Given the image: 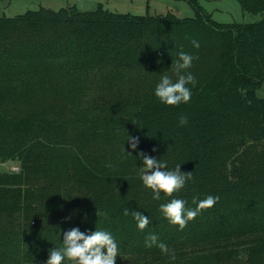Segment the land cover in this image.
I'll return each mask as SVG.
<instances>
[{"label":"trees","instance_id":"trees-1","mask_svg":"<svg viewBox=\"0 0 264 264\" xmlns=\"http://www.w3.org/2000/svg\"><path fill=\"white\" fill-rule=\"evenodd\" d=\"M187 1L194 17L102 6L0 15V161L19 163L0 171V264H46L72 228L110 232L116 264H264V0H238L263 17L233 23ZM180 52L196 57V84L169 106L155 87L175 81ZM140 153L192 179L154 200ZM209 195L218 201L183 230L160 210ZM126 208L149 225L140 231ZM150 233L171 255L145 246Z\"/></svg>","mask_w":264,"mask_h":264},{"label":"clouds","instance_id":"clouds-1","mask_svg":"<svg viewBox=\"0 0 264 264\" xmlns=\"http://www.w3.org/2000/svg\"><path fill=\"white\" fill-rule=\"evenodd\" d=\"M192 43L194 47H199L197 41H192ZM194 59L196 57L180 52L178 59L172 64L176 76L175 81L168 75L160 78L154 94L162 103L178 106L181 103L189 102L191 90L188 85L195 86L196 79L187 70L192 67ZM179 122L183 126L187 123V118L181 116ZM127 140L130 147L136 150L139 138L128 136ZM140 156L143 160L140 178L143 185L152 190L154 200H159L161 193L165 196H172L173 193L181 190L188 180L192 179V173H182L179 164L174 170H167L166 161L149 157L143 153H140ZM218 199L219 197L209 195L199 202L194 200L193 202L197 204L195 209H186L185 201L182 199H172L170 202L162 204L160 210L171 224L178 225L180 230H183L189 221L194 220L202 210L213 207ZM124 215H131L140 231H143L150 223L148 217L141 214L140 211H130L126 208ZM62 244V248L50 250L46 264H64L65 260L69 264H116V258L119 256V248L114 237L110 232L104 230L96 229L88 234L81 232L79 228H72L64 232ZM145 246H157L162 253L171 255L167 245L159 242V238L155 234L150 233L145 237ZM172 258H175L174 255Z\"/></svg>","mask_w":264,"mask_h":264},{"label":"rangeland","instance_id":"rangeland-1","mask_svg":"<svg viewBox=\"0 0 264 264\" xmlns=\"http://www.w3.org/2000/svg\"><path fill=\"white\" fill-rule=\"evenodd\" d=\"M199 2L205 12L211 14L214 20L222 23L252 22L258 21L263 17L261 13L245 12L238 0H199ZM68 6H75L81 11H93L102 6L114 12H131L139 15L147 13L165 14L167 12H173L181 17H194L196 15L194 7L187 0H0V15L16 16L25 13L29 9L38 10L45 7L52 10H60ZM79 84L85 87L83 82L80 81ZM80 93H83V91ZM86 93L89 98L94 97L89 87ZM259 94L264 95V86L259 90ZM82 102L85 105L88 103L86 100H82ZM58 104L60 103L55 100L44 105L50 107ZM34 107L36 108L38 105ZM3 170L18 171L19 163L12 160L0 161V171Z\"/></svg>","mask_w":264,"mask_h":264}]
</instances>
